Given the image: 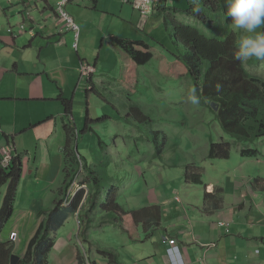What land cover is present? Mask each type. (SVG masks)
Listing matches in <instances>:
<instances>
[{
	"label": "crops",
	"instance_id": "0c3cea01",
	"mask_svg": "<svg viewBox=\"0 0 264 264\" xmlns=\"http://www.w3.org/2000/svg\"><path fill=\"white\" fill-rule=\"evenodd\" d=\"M163 1L171 6L169 0ZM55 2L0 0V149L13 146L14 157L20 158L23 166L14 211L0 237L7 235L8 225L36 226L40 219L36 214L54 208L64 159L71 154L65 127H75L73 114L77 117L79 113L74 107L82 105V96L91 92L89 83L97 86L101 50L111 37L136 42L108 28L110 19L124 25L133 37L146 30L152 34L156 22L152 19L161 17L142 16L122 0H76L65 8L78 28L75 35L55 14ZM99 40L101 49L97 53ZM138 40L149 47L153 42ZM75 43L77 48L73 49ZM82 64L94 68L89 80L81 75ZM66 101L71 104L69 110ZM87 120L88 114L85 124ZM244 163L241 159L237 165L242 167ZM227 173L229 180L209 176V183L202 189L191 188L194 185L186 184L185 179L174 190L168 191V186L149 187L143 194L145 205L138 209L125 211L129 204L115 203L112 209L121 215L123 224L122 229H114L110 250L118 255V263L264 264V177L258 186L238 170ZM7 187H1L0 206ZM212 193L219 199L216 204L205 200V194ZM143 195L138 197L142 199ZM70 203L64 202V206ZM80 208L54 234L57 244L49 256L59 259V264H77L75 240L79 236L74 217ZM142 208H154L159 216L151 214L150 223L142 218L136 222L131 214ZM71 222L74 231L59 235ZM33 235L26 239L29 241ZM170 240H174L173 245ZM83 243L89 264H109L96 253L97 245ZM172 249L174 255L169 253Z\"/></svg>",
	"mask_w": 264,
	"mask_h": 264
},
{
	"label": "rangeland",
	"instance_id": "374dc122",
	"mask_svg": "<svg viewBox=\"0 0 264 264\" xmlns=\"http://www.w3.org/2000/svg\"><path fill=\"white\" fill-rule=\"evenodd\" d=\"M169 1L171 6L168 4L165 6L164 1L160 0L149 17L157 15L161 7L175 8L179 11L188 10V2H192V0ZM152 20H156L152 24L150 32L152 34L147 33L146 30L144 34L136 33L137 35L134 34L132 37L124 25L117 24L115 19H110L107 27L112 31H118L120 35H125L131 41L147 40L150 37L151 39L147 41H153L149 45L154 58L144 66H136L128 54L113 48L107 40L101 50V58L97 66L98 73L95 75L96 88L100 96L89 92L87 96L86 94L82 96V105L74 107L79 116L75 117L76 115L73 114L75 120L72 123L75 124L76 129L73 127L74 137L70 147L72 155L67 149L69 156H65L64 159L62 184L60 192L57 191L56 199L63 198L64 202L68 203L74 199L76 189L85 191L83 199L85 208L79 210L74 217L75 232L79 236V239L75 240L77 264H80L81 255L85 257V264H89L86 255L83 254L87 252L83 246V238L90 240V243L97 242L109 250L113 246L116 228L111 224H100L99 219V216L108 217L107 214L113 206L109 207V210L106 208L104 213L98 208L104 194L108 195L112 188H115L117 194L116 203L120 206L129 204L125 205V211H128V208L138 209L145 205L146 199L143 194L149 187L167 188L168 186L169 191L170 188L174 190L177 185L184 184V166L188 164H196L203 169L204 185L191 186V188L202 189L209 183V176H213L215 180H229L228 170H238L245 179H251V181L264 177V138L252 143L235 144L233 139L221 131L207 107L201 104L194 106L188 102V94L194 89L193 85L186 76L184 67L179 63L169 62V58L165 55L175 52L173 50L174 30L171 28L167 33L161 17ZM177 20L181 23L193 21L192 18L183 14L177 15ZM124 29L126 32H123ZM100 47L101 40H99L97 53L100 52ZM96 56L90 60L91 63ZM257 62V69L262 70L263 73L258 72L264 76V61ZM83 91L86 92V90ZM87 114L89 120L99 121L91 124V131L84 133ZM139 115L145 117L146 121L139 123ZM147 119L152 121L151 126L148 125ZM148 127H151L153 131L161 132L164 143L161 160L153 157L155 156L154 148L146 140ZM222 141L232 144L230 157L227 160L209 159L207 155L210 143ZM243 150H258L261 157H243L241 154ZM74 156L77 159H74ZM241 159L246 163L239 167L237 164ZM20 163L23 168L22 160ZM87 168L93 170L96 175H104L103 182L95 187L96 217L86 209L87 193L93 190L89 184L84 183L88 182ZM72 175L65 196H62L63 185ZM253 184L255 185L254 182ZM104 190L105 193H103ZM142 195V199L138 197ZM134 201L137 204L133 203ZM115 214L121 217L116 211ZM43 219L44 217H40L36 226L18 223L8 225L5 230L8 232L7 235L0 237L1 241L10 243L12 255L18 257V260L25 254L29 242L26 238L33 235ZM72 229L74 231L71 222L70 227L66 224L59 231V235H67ZM54 234L49 235L53 241ZM55 243L53 242V246ZM92 246L95 247L94 244ZM49 254L48 264H59V259H50Z\"/></svg>",
	"mask_w": 264,
	"mask_h": 264
},
{
	"label": "trees",
	"instance_id": "16d2710c",
	"mask_svg": "<svg viewBox=\"0 0 264 264\" xmlns=\"http://www.w3.org/2000/svg\"><path fill=\"white\" fill-rule=\"evenodd\" d=\"M75 1L68 2L65 8ZM188 3L189 9L185 11L161 7L158 12L162 17L165 31L169 33L171 28L174 30L173 50L175 52L165 55L169 58V62L179 63L184 67L186 76L200 97V104L212 112L221 131L233 139V143H252L264 138V76L260 73L262 70L257 69V60L252 59L242 65L241 62L233 58L236 41L241 33L233 31L231 28V22L226 16L224 0H192ZM196 6L202 9L198 14L192 11ZM179 14L192 18L193 21L190 23L179 22L177 20ZM109 41L113 47L127 53L136 66H144L154 58L151 48L144 42H130L118 37H111ZM89 84L90 93L100 96L93 82L91 81ZM64 103L65 108L69 110L71 104L68 101ZM212 104L217 108L216 110ZM139 116V123L144 122L145 117ZM98 121L87 120L83 132L91 131V124ZM147 123L151 126L152 121L147 119ZM73 127L74 125L65 127L69 138L68 145L74 137ZM148 128L146 140L154 148L155 156L153 157L161 160L164 147L161 132L153 131L151 127ZM231 146L232 144L223 141L210 143L207 157L212 160H227L230 157ZM241 154L243 157L249 158L261 157L258 150H243ZM74 159H77L76 156ZM20 160V158H14L7 169L0 168V190L2 186L8 184L6 195L0 206V235L14 211L15 197L22 175ZM76 162L78 163L77 160ZM184 167L186 184L204 185L202 168L196 164H188ZM87 171L88 182L84 183L89 184L93 190L87 193L86 209L96 217L95 199L97 193L95 187L103 182L104 175H96L93 170L88 168ZM72 177L73 175L63 185L62 196H65ZM254 182L259 184L261 181L258 179ZM215 195L216 193L205 194V200L215 201L216 204L219 199ZM84 196L85 191L78 190L69 206H64L62 198L55 202L54 208L51 210L38 212L37 217H44V219L29 240L25 254L16 264H48L47 256L53 248L54 242L49 235L57 232L79 207H81L80 210L85 208L83 207L84 203L82 204ZM116 201L117 194L115 188H112L108 195L104 194L101 199L98 206L99 211L106 212V208L109 210V207L114 206ZM155 213L159 216L154 208H142L132 212L131 215L136 222L142 218L146 223H150L151 214L154 216ZM107 215L108 217L99 216L100 224H111L117 229H122V217H118L113 209ZM83 241H87L91 246L97 245L96 253L106 258L109 264H119L118 255L111 250L102 247L97 242L90 243V240L86 238H83ZM11 256L12 246L10 243L0 240V264H10ZM82 256L79 259L80 264L86 261Z\"/></svg>",
	"mask_w": 264,
	"mask_h": 264
},
{
	"label": "clouds",
	"instance_id": "9594fccd",
	"mask_svg": "<svg viewBox=\"0 0 264 264\" xmlns=\"http://www.w3.org/2000/svg\"><path fill=\"white\" fill-rule=\"evenodd\" d=\"M224 3L231 28L241 33L233 58L242 65L252 59L264 61V0H224ZM192 11L198 14L202 9L196 6ZM188 102L194 106L200 104L194 89L188 94Z\"/></svg>",
	"mask_w": 264,
	"mask_h": 264
},
{
	"label": "built area",
	"instance_id": "2783aa9c",
	"mask_svg": "<svg viewBox=\"0 0 264 264\" xmlns=\"http://www.w3.org/2000/svg\"><path fill=\"white\" fill-rule=\"evenodd\" d=\"M71 0H56L55 2V14L63 19L66 22L67 28L70 31H73L75 35H77L78 28L73 22L72 18L65 10V5ZM124 4H130L134 10L139 12L143 16H149L155 9L157 3L160 0H122ZM23 29V27L21 26ZM73 49L77 48V44H73ZM80 72L82 75L87 76L86 78H90L94 73V68L91 66L81 65ZM14 147L6 146L0 149V168L7 169L14 159ZM169 243L171 245L174 244V240H170ZM172 255L175 254V249L170 250Z\"/></svg>",
	"mask_w": 264,
	"mask_h": 264
},
{
	"label": "water",
	"instance_id": "95a60500",
	"mask_svg": "<svg viewBox=\"0 0 264 264\" xmlns=\"http://www.w3.org/2000/svg\"><path fill=\"white\" fill-rule=\"evenodd\" d=\"M213 108L216 110L217 108L212 104ZM18 261V257L16 256H11V260H10V264H16V262Z\"/></svg>",
	"mask_w": 264,
	"mask_h": 264
}]
</instances>
